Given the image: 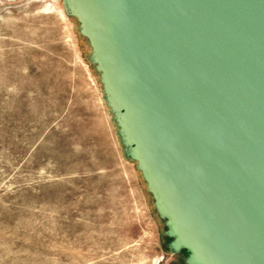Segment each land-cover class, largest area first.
I'll use <instances>...</instances> for the list:
<instances>
[{"label":"water","instance_id":"water-1","mask_svg":"<svg viewBox=\"0 0 264 264\" xmlns=\"http://www.w3.org/2000/svg\"><path fill=\"white\" fill-rule=\"evenodd\" d=\"M185 264H264V0H62Z\"/></svg>","mask_w":264,"mask_h":264},{"label":"rangeland","instance_id":"rangeland-1","mask_svg":"<svg viewBox=\"0 0 264 264\" xmlns=\"http://www.w3.org/2000/svg\"><path fill=\"white\" fill-rule=\"evenodd\" d=\"M77 26L62 0H0V264H184Z\"/></svg>","mask_w":264,"mask_h":264},{"label":"flooded vegetation","instance_id":"flooded-vegetation-1","mask_svg":"<svg viewBox=\"0 0 264 264\" xmlns=\"http://www.w3.org/2000/svg\"><path fill=\"white\" fill-rule=\"evenodd\" d=\"M175 262L176 263H178V261L176 260V259H173V263L175 264ZM173 263H171V264H173ZM183 263H184V259H183ZM179 264V263H178ZM185 264V263H184Z\"/></svg>","mask_w":264,"mask_h":264}]
</instances>
